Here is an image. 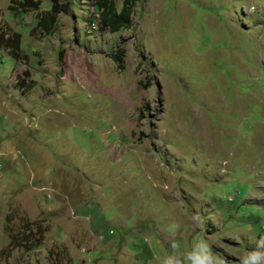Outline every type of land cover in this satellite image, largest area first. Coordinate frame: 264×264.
Returning a JSON list of instances; mask_svg holds the SVG:
<instances>
[{
    "label": "rangeland",
    "instance_id": "1",
    "mask_svg": "<svg viewBox=\"0 0 264 264\" xmlns=\"http://www.w3.org/2000/svg\"><path fill=\"white\" fill-rule=\"evenodd\" d=\"M13 1L0 264H161L196 240L240 264L264 235V0H137L116 33L74 0L50 35L34 30L49 0L21 17Z\"/></svg>",
    "mask_w": 264,
    "mask_h": 264
},
{
    "label": "trees",
    "instance_id": "2",
    "mask_svg": "<svg viewBox=\"0 0 264 264\" xmlns=\"http://www.w3.org/2000/svg\"><path fill=\"white\" fill-rule=\"evenodd\" d=\"M50 8L45 12H41L37 17L34 30H40L45 35H50L56 28L58 16L69 14L74 0H49ZM137 0H124L122 8L117 12L114 8L112 0H93V9L97 12L102 26L108 28L110 32L116 33L120 30L127 29L133 13V7ZM40 8L39 0H18L13 1L10 10L16 16H22L26 11H37ZM21 37L15 33L11 36L6 35L0 30V49L8 50L9 56L16 60L20 52ZM122 52L118 49L109 55V58L115 64L117 70H121L123 64ZM60 58V55H59ZM13 243V240L11 241ZM30 244L31 240L20 241L16 247Z\"/></svg>",
    "mask_w": 264,
    "mask_h": 264
},
{
    "label": "clouds",
    "instance_id": "3",
    "mask_svg": "<svg viewBox=\"0 0 264 264\" xmlns=\"http://www.w3.org/2000/svg\"><path fill=\"white\" fill-rule=\"evenodd\" d=\"M177 227V224L172 223L168 226V231L174 235ZM171 248L174 251L165 252L161 264H223V260L212 255L202 240L194 241L190 248L184 251H180L177 242L173 241ZM240 264H264V235L256 240L254 249L244 252Z\"/></svg>",
    "mask_w": 264,
    "mask_h": 264
}]
</instances>
